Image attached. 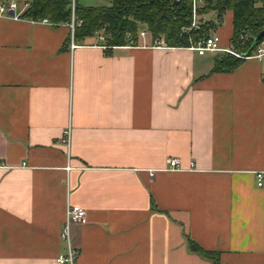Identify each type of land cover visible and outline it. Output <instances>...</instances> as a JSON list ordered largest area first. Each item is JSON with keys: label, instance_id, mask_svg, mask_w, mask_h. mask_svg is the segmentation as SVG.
Masks as SVG:
<instances>
[{"label": "crops", "instance_id": "crops-1", "mask_svg": "<svg viewBox=\"0 0 264 264\" xmlns=\"http://www.w3.org/2000/svg\"><path fill=\"white\" fill-rule=\"evenodd\" d=\"M214 35L231 49L232 12ZM145 42L0 18V264H59L68 206L76 264H213L187 237L264 264V56L212 73Z\"/></svg>", "mask_w": 264, "mask_h": 264}, {"label": "trees", "instance_id": "trees-1", "mask_svg": "<svg viewBox=\"0 0 264 264\" xmlns=\"http://www.w3.org/2000/svg\"><path fill=\"white\" fill-rule=\"evenodd\" d=\"M7 1L11 0H0ZM17 1L30 3V8L23 15L25 20H48L54 27L69 26L73 18L80 20L82 24L76 26L75 41L101 35L108 55L116 48L142 46V32L147 33L150 46L160 42L169 48L190 49L211 38L223 26L228 12L233 13V52L251 57L264 43L263 39L252 49L254 40L264 32V0H206L199 15L214 12L213 20L190 30L193 23L192 0H111L110 5L104 7H82L75 0L74 11L73 0ZM244 61L230 53H219L214 58L212 73H231ZM187 242L191 252L213 264H221V253L206 250L189 237Z\"/></svg>", "mask_w": 264, "mask_h": 264}, {"label": "built area", "instance_id": "built-area-1", "mask_svg": "<svg viewBox=\"0 0 264 264\" xmlns=\"http://www.w3.org/2000/svg\"><path fill=\"white\" fill-rule=\"evenodd\" d=\"M75 2V0H74ZM198 3L200 4V1L194 0V6H193V18L194 22L191 29L198 28L197 26V17H198ZM75 7V5H74ZM30 8V3H20L17 0H11L7 2H0V18H6V19H12L15 21H22L25 20L23 18L24 13L26 10ZM13 12V16L11 13ZM33 23L37 24H45L53 26L48 20H43L40 22L32 21ZM82 22L80 20H77L76 18H73L72 24L69 25L72 31V48L75 49L76 46L74 44V36H75V29L76 26H81ZM141 38L144 40V44L146 43L147 39V33L142 32ZM99 39L101 41H104V37L100 36ZM164 43L156 42V46H163ZM166 47V46H164ZM107 47H105L106 49ZM192 51L198 53L200 56H204L207 53H230L233 54L239 58L247 59L250 58L249 56H241L239 54H236L231 49H224L221 46V38L218 35H214L211 38L207 39L204 42H201L197 46H193L190 48ZM255 57H258L261 59L264 56V43L262 46H260L257 50V52L253 55ZM252 57V56H251ZM64 143H68L67 140H64ZM168 169L171 171H180L182 169V161L177 158H170L167 160ZM258 179V185L259 187L264 186V176L262 174L257 175ZM87 217L86 211L81 208L80 206H68L67 212H66V219L65 223L62 229L61 238L62 240L67 244L68 247V253L66 256H61L58 259L59 264H76V260L78 258L77 251L72 247V241H71V226L74 223H80L83 222Z\"/></svg>", "mask_w": 264, "mask_h": 264}, {"label": "rangeland", "instance_id": "rangeland-1", "mask_svg": "<svg viewBox=\"0 0 264 264\" xmlns=\"http://www.w3.org/2000/svg\"><path fill=\"white\" fill-rule=\"evenodd\" d=\"M76 1L82 7H104V6H109L111 0H76ZM198 1H200V4L198 3L197 26H199L201 23L205 22V20L201 18L202 16L199 15V11L201 8L205 7V5H206V0H198ZM74 5H75V2L73 0V11L75 9ZM192 6H194V0H192ZM214 16H215V14H214ZM193 22H194V18H193ZM192 25H193V23H192ZM192 25H191V28H192ZM191 28H189V30ZM184 31H185V29H184ZM100 36L101 35H99L98 37H100ZM147 37H148V35H147ZM163 46H165V44H163ZM212 58H213L212 53H209L207 55V59L211 60Z\"/></svg>", "mask_w": 264, "mask_h": 264}, {"label": "water", "instance_id": "water-1", "mask_svg": "<svg viewBox=\"0 0 264 264\" xmlns=\"http://www.w3.org/2000/svg\"><path fill=\"white\" fill-rule=\"evenodd\" d=\"M11 15L13 16L14 14H13V12L11 13ZM264 39V32H262L255 40H254V44H253V47H252V49L253 48H256L258 45H259V43L262 41Z\"/></svg>", "mask_w": 264, "mask_h": 264}]
</instances>
